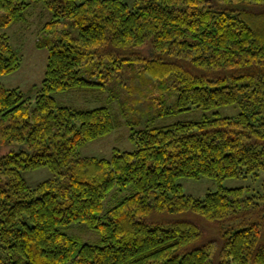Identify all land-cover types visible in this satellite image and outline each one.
<instances>
[{
	"label": "trees",
	"instance_id": "obj_1",
	"mask_svg": "<svg viewBox=\"0 0 264 264\" xmlns=\"http://www.w3.org/2000/svg\"><path fill=\"white\" fill-rule=\"evenodd\" d=\"M44 0H0V26L27 20ZM44 77L32 100L0 83V248L4 264H264V195L224 188L264 172V0L45 1ZM71 19L77 32L58 29ZM144 59L143 73L170 78L171 112L236 105L237 115L132 130V151L84 157L79 148L115 127L105 106L60 104L55 93L103 89L86 65ZM21 58L0 33V76ZM14 145L15 148L2 150ZM53 177L29 186L22 172ZM214 177L204 198L179 177ZM116 202L106 205L113 190ZM188 215L187 217H176ZM83 223L101 244L62 231Z\"/></svg>",
	"mask_w": 264,
	"mask_h": 264
},
{
	"label": "rangeland",
	"instance_id": "obj_2",
	"mask_svg": "<svg viewBox=\"0 0 264 264\" xmlns=\"http://www.w3.org/2000/svg\"><path fill=\"white\" fill-rule=\"evenodd\" d=\"M56 0L33 2L27 9V20L13 23L9 26H0V33L8 35L12 48L21 58L20 67L0 76V83L7 88H18L26 97L34 99L38 86L44 77L46 65V48H37L36 43L45 41L46 36L42 27L51 20V9L45 4ZM129 7H133L134 0H124ZM69 29L76 33L71 19H65L58 29ZM144 59L131 60L129 65L124 63L119 67L113 64L86 65L81 67L83 74L95 71L99 77L105 74L103 89L88 93L76 90L55 93L56 100L63 105L79 107L105 106L109 109L115 127L111 133L96 140L85 143L79 148V155L86 157L110 158L114 148L123 151L136 149L135 142L131 139L132 130H137L146 125L161 126L177 121L201 120L204 117L228 116L233 117L238 113L236 105L219 106L211 109L191 107L189 110L171 112L170 107L176 101V92L172 87L171 79L152 78L143 73ZM84 70L88 71L85 72ZM15 148L14 145L5 147L4 150ZM22 175L29 186L53 177L47 167L25 170ZM177 183L182 192L197 198H204L208 192L218 189L219 182L210 176L179 177ZM220 185L224 188H243L247 195H264V172L257 175L222 179ZM118 190H113L106 199V205L116 202L120 197ZM264 204V200L261 201ZM180 215L176 217H187ZM62 231L74 237L79 243L101 244L97 230L87 227L83 223H72L62 228ZM8 255L0 248V264L7 262Z\"/></svg>",
	"mask_w": 264,
	"mask_h": 264
}]
</instances>
